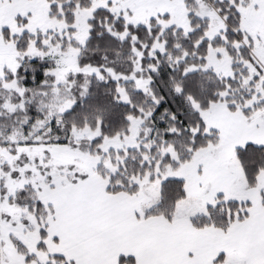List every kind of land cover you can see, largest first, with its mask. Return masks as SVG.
<instances>
[{"label": "snow or ice", "instance_id": "obj_1", "mask_svg": "<svg viewBox=\"0 0 264 264\" xmlns=\"http://www.w3.org/2000/svg\"><path fill=\"white\" fill-rule=\"evenodd\" d=\"M0 264H264V0H0Z\"/></svg>", "mask_w": 264, "mask_h": 264}]
</instances>
